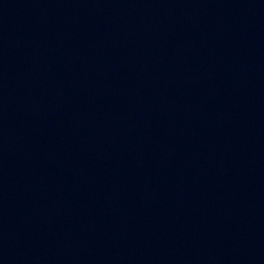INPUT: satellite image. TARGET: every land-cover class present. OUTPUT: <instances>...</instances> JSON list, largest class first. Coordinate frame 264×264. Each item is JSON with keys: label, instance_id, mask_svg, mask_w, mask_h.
Here are the masks:
<instances>
[{"label": "water", "instance_id": "95a60500", "mask_svg": "<svg viewBox=\"0 0 264 264\" xmlns=\"http://www.w3.org/2000/svg\"><path fill=\"white\" fill-rule=\"evenodd\" d=\"M0 264H264V0H0Z\"/></svg>", "mask_w": 264, "mask_h": 264}]
</instances>
